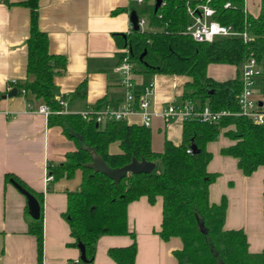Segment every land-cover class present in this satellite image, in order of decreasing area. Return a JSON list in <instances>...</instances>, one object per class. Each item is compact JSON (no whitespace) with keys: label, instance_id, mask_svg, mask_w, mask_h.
<instances>
[{"label":"trees","instance_id":"1","mask_svg":"<svg viewBox=\"0 0 264 264\" xmlns=\"http://www.w3.org/2000/svg\"><path fill=\"white\" fill-rule=\"evenodd\" d=\"M129 9H136L145 16L147 23L140 29L115 32L119 45L129 48L135 72L151 74H176L187 76L181 95L182 102L191 101L197 107L209 106L213 110L228 109L218 122L199 118L183 120L180 143L165 139L161 151L152 148L151 127L143 123H130L126 119L96 122L82 118L78 112H52L50 125H60L71 139L81 140L77 148L67 152L63 162L49 166L54 179L71 178L78 169L82 180L76 189L67 191V219L76 245L83 243L86 260L81 258L71 264H94L96 244L103 234H128L132 241L124 246L109 249V255L118 264H134L137 239L128 224V205L146 196L150 203L162 197V223L159 230L164 240L178 237L182 248L175 251L180 263L187 264H264V250L252 252L243 229L225 228L227 198L221 202L210 201L209 187L218 173L211 172L208 164L213 153L208 143L221 133L233 140L223 146V154L232 155L244 174L250 175L264 165V122L236 114L240 110L238 94L242 90L241 68L250 56L264 64V0L260 13L253 16L245 9V0H162L155 9L156 0H143L141 10L137 0H131ZM230 2L229 6L226 3ZM30 9V29L27 38V77L12 84L19 94H33L60 110L64 105L56 94L55 76L65 71L66 56L52 53L48 34L39 26V0L8 2ZM209 3L215 10L213 17L220 23L231 25L237 31H246L250 37H219L213 41H198L187 32L191 22L188 6ZM117 11V10H116ZM144 52L143 56L141 54ZM120 55L122 53L120 52ZM211 63L236 66L234 77L217 79L208 73ZM259 101L264 111V74L258 79ZM82 88L84 85L81 86ZM68 98V95H66ZM104 100L97 102L101 107ZM119 142L120 150L111 152L109 146ZM200 149L193 152L192 143ZM96 151L112 166H123L133 157L161 160L162 171L150 173L129 172L115 182L108 175L89 166L91 152ZM6 179L18 181L39 200L41 212L38 218L28 213V231L37 241L38 261L43 258V194L34 192L13 173ZM264 209V205H263Z\"/></svg>","mask_w":264,"mask_h":264},{"label":"crops","instance_id":"2","mask_svg":"<svg viewBox=\"0 0 264 264\" xmlns=\"http://www.w3.org/2000/svg\"><path fill=\"white\" fill-rule=\"evenodd\" d=\"M17 1L21 0H0V264H71L80 259L81 251L63 213L67 208V191L78 187L82 172L78 169L71 178L60 177L49 183L46 174L50 164L63 162L67 152L82 141L69 138L60 125H50L48 116L38 111L43 101L33 94L18 92L16 96L2 97L10 80L27 77L30 9L8 3ZM131 4V0H39V26L48 34L49 49L67 59L65 71L55 76L57 96L68 95L67 112H81L101 100L112 103L123 100L124 87L116 71L122 46L114 33L132 29ZM137 4L144 6L142 2ZM245 9L257 16L261 0H245ZM214 64L224 70L211 75L209 68ZM236 72V66L231 64L208 66L209 75L217 79L234 77ZM134 78L139 86L154 81L149 108L155 112L168 103H181L188 79L184 75L147 72H135ZM178 97L180 101H176ZM128 121L142 123V116L132 115ZM182 123L181 118L167 123L160 114L155 115L151 125L153 150L161 151L165 139L180 143ZM231 143L233 140L221 133L207 145L213 153L208 169L218 173L209 187L210 201L219 203L226 196L225 228L243 229L249 249L263 251L264 165L250 175L244 174L237 158L221 152L223 146ZM109 149L119 151V142L111 143ZM8 173L43 194L41 263L36 237L28 231L27 196L12 179H6ZM162 210L161 196L155 203H150L146 196L129 203L128 224L137 239L134 264H187L180 263L175 256V251L182 248V240L178 237L164 240L159 234ZM131 241L128 234L101 235L94 264H118L109 255V249Z\"/></svg>","mask_w":264,"mask_h":264},{"label":"built area","instance_id":"3","mask_svg":"<svg viewBox=\"0 0 264 264\" xmlns=\"http://www.w3.org/2000/svg\"><path fill=\"white\" fill-rule=\"evenodd\" d=\"M137 1L143 2V0ZM229 5L230 2H227L226 6ZM188 12L191 22L187 27V32L195 40L213 41L219 37L229 36H242L244 40L250 39L246 31H237L231 25L222 24L215 19L213 17L215 10L209 3H200L196 7L188 6ZM146 23V17L139 16L140 28H143ZM121 53L122 55H120L116 71L120 74V81L124 87L123 100L117 103L105 102L101 107H97L94 104L90 105L85 110L78 112L82 118L100 124L107 120H128L130 116L139 114L142 116V123L147 127H151L153 117L157 114H160L165 122L168 123L176 118H181L182 120L199 118L204 121L218 122L222 116L233 113L228 109L213 110L209 106L199 108L191 101L178 104L168 103L160 112L150 110V98L155 91L154 81L139 86L134 78L135 68L134 62L130 59L129 48L123 47ZM263 74L264 64L260 63L254 56L247 58L241 68L243 87L238 94L240 110L235 112L236 114L249 116L258 123L264 122V111L260 109L259 92L257 91L258 79ZM15 82L16 79L10 80L7 88L8 91L13 88L12 84ZM59 98L60 102L64 105L63 109L52 110L49 105L43 103L39 106L38 111L47 116L52 112H67L68 98L66 94H61ZM29 107L31 108L30 104ZM53 179L54 174L50 170L47 171L46 182L49 183Z\"/></svg>","mask_w":264,"mask_h":264},{"label":"water","instance_id":"4","mask_svg":"<svg viewBox=\"0 0 264 264\" xmlns=\"http://www.w3.org/2000/svg\"><path fill=\"white\" fill-rule=\"evenodd\" d=\"M162 0H156L155 9L157 10L159 5L161 4ZM130 20L132 23L133 29H140L139 24V14L136 9L131 10L130 12ZM144 52L141 54V57L143 56ZM18 95V89L16 87L12 88L8 92L2 95L3 98L10 97V96H16ZM259 104L262 105L263 101L260 100ZM99 124L96 123V126ZM191 149L193 152H198L200 149L197 147V145L193 142L191 145ZM89 166L93 169L100 171L106 175H108L110 178H112L115 182L120 181L124 176H126L129 172L132 173H150L152 172L156 167V162L148 160L146 158L138 159L136 157H133L132 160L123 166H116L112 167L110 166L106 160L99 155L96 151L91 152V162L89 163ZM13 183L15 186L27 196L28 199V206H29V213L31 216L38 218L40 216L41 212V205L38 200V198L31 193L29 190H27L23 185H21L18 181L13 180ZM81 255L80 258L82 260H86V250L83 243L79 242L78 244Z\"/></svg>","mask_w":264,"mask_h":264},{"label":"rangeland","instance_id":"5","mask_svg":"<svg viewBox=\"0 0 264 264\" xmlns=\"http://www.w3.org/2000/svg\"><path fill=\"white\" fill-rule=\"evenodd\" d=\"M143 5H145V4H143ZM136 7H137L139 10H141L142 5L136 3ZM144 27H145V26H144ZM221 70H224V68L220 67V66L217 65V64H214V65H212V66L209 68V72H210L211 75L219 74V73L221 72ZM231 70H232V69H231ZM257 91H258V92H261L260 87L257 88ZM176 101H180V98L178 97ZM162 169H163V164H162V161L159 159V160L156 161V167H155V170H156V171H162Z\"/></svg>","mask_w":264,"mask_h":264}]
</instances>
